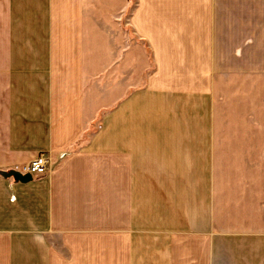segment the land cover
Returning a JSON list of instances; mask_svg holds the SVG:
<instances>
[{"label":"crops","instance_id":"1","mask_svg":"<svg viewBox=\"0 0 264 264\" xmlns=\"http://www.w3.org/2000/svg\"><path fill=\"white\" fill-rule=\"evenodd\" d=\"M255 75L264 0H0V172L50 160L0 176V264H264V186L216 184Z\"/></svg>","mask_w":264,"mask_h":264},{"label":"rangeland","instance_id":"2","mask_svg":"<svg viewBox=\"0 0 264 264\" xmlns=\"http://www.w3.org/2000/svg\"><path fill=\"white\" fill-rule=\"evenodd\" d=\"M231 85L218 96L216 184L264 186V76Z\"/></svg>","mask_w":264,"mask_h":264},{"label":"built area","instance_id":"3","mask_svg":"<svg viewBox=\"0 0 264 264\" xmlns=\"http://www.w3.org/2000/svg\"><path fill=\"white\" fill-rule=\"evenodd\" d=\"M50 167L49 156L46 152H39L28 164L23 166L21 170H16L18 173L25 175H43Z\"/></svg>","mask_w":264,"mask_h":264},{"label":"water","instance_id":"4","mask_svg":"<svg viewBox=\"0 0 264 264\" xmlns=\"http://www.w3.org/2000/svg\"><path fill=\"white\" fill-rule=\"evenodd\" d=\"M0 176L11 177L15 181L22 182V183L28 182L32 178L31 175H29V174L22 175L15 170H10L8 172H0Z\"/></svg>","mask_w":264,"mask_h":264}]
</instances>
